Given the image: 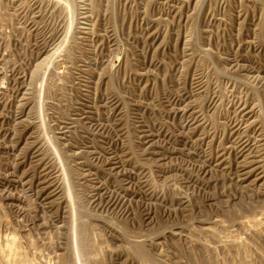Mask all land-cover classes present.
Returning <instances> with one entry per match:
<instances>
[{
  "label": "rangeland",
  "instance_id": "374dc122",
  "mask_svg": "<svg viewBox=\"0 0 264 264\" xmlns=\"http://www.w3.org/2000/svg\"><path fill=\"white\" fill-rule=\"evenodd\" d=\"M0 264H264V0H0Z\"/></svg>",
  "mask_w": 264,
  "mask_h": 264
}]
</instances>
